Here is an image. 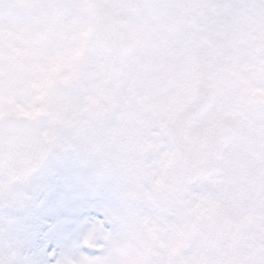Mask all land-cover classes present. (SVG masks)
Returning a JSON list of instances; mask_svg holds the SVG:
<instances>
[{
    "label": "snow or ice",
    "instance_id": "obj_1",
    "mask_svg": "<svg viewBox=\"0 0 264 264\" xmlns=\"http://www.w3.org/2000/svg\"><path fill=\"white\" fill-rule=\"evenodd\" d=\"M0 264H264V0H0Z\"/></svg>",
    "mask_w": 264,
    "mask_h": 264
}]
</instances>
